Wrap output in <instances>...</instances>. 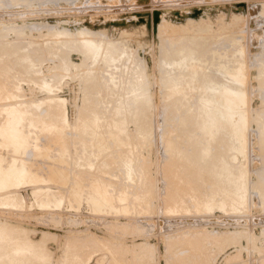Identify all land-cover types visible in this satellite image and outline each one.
<instances>
[{
	"label": "rangeland",
	"instance_id": "obj_1",
	"mask_svg": "<svg viewBox=\"0 0 264 264\" xmlns=\"http://www.w3.org/2000/svg\"><path fill=\"white\" fill-rule=\"evenodd\" d=\"M262 4L264 0H0V126L8 123L12 104L53 98L64 100L69 122L42 106L33 112L51 128L38 122L31 134L35 148L18 154L0 145L4 171L12 172L15 165L21 170L15 177L5 172L13 186L0 192V227L9 239L21 233L35 245L34 252L45 255L40 262L20 263L17 258L25 254L16 257L4 242L2 264H264ZM81 36L99 42L101 53L115 47L119 61L106 63L100 53L92 62L82 51ZM178 53L186 57L180 59ZM242 61L249 72L250 118L243 154L230 129L208 143L197 127L202 121L198 96L210 93L213 83L229 81L226 70ZM195 69L200 90L189 84ZM138 74L147 98L140 94ZM207 74L217 82L205 81ZM174 86L182 92L173 94ZM135 99L145 100L138 111ZM92 116L95 127L86 123ZM61 126L64 131L58 132ZM116 137L121 143H114ZM208 145L211 156L203 158ZM226 167L233 173L229 178L221 173ZM37 189L41 191L33 195ZM100 190L107 202L99 200L103 205L95 210L90 200Z\"/></svg>",
	"mask_w": 264,
	"mask_h": 264
},
{
	"label": "bare ground",
	"instance_id": "obj_2",
	"mask_svg": "<svg viewBox=\"0 0 264 264\" xmlns=\"http://www.w3.org/2000/svg\"><path fill=\"white\" fill-rule=\"evenodd\" d=\"M262 6H264L263 4H262ZM81 33V32H80ZM82 34H84V33H82ZM86 36V35H85ZM81 37H83L82 39H80V45L82 46V51H83V53H84V55H85V57L86 58H89V59H91L92 60V62L97 58V56L102 52L101 51V49H103L102 48V46L101 45H99L94 39H91V38H88V37H84V36H81ZM106 44V43H105ZM104 44V45H105ZM111 44V43H110ZM103 45V44H102ZM103 45V46H104ZM185 45H186V43H185ZM108 46V45H107ZM109 47H110V45H109ZM112 47V46H111ZM182 47V46H181ZM185 47V46H184ZM105 48V47H104ZM115 48V47H114ZM114 48H110V49H107V48H105L106 49V51L105 52H103V53H101L102 55H101V57H103V60L106 62V63H113L116 59L118 60V58H119V55H117L116 56V54L114 55V53H116V50L114 49ZM187 50H188V47L186 46L185 47ZM190 48V47H189ZM208 48V47H207ZM181 48H179V50H180ZM186 49H181L182 51H185ZM192 49V48H191ZM190 49V50H191ZM180 50V51H181ZM186 50V51H187ZM104 51V50H103ZM121 51H122V49H121ZM176 51V50H175ZM186 51H185V53H186ZM204 51V50H203ZM125 52V51H124ZM168 52V51H167ZM188 52H190V51H188ZM187 52V53H188ZM173 53H174V50H173ZM192 53H195L194 52V49H193V51H192ZM191 53V54H192ZM170 54H171V52H170ZM182 54H184V53H181V55ZM188 54H190V53H188ZM23 55V54H22ZM172 55V54H171ZM175 55V54H174ZM178 55H179V53H178ZM177 55V56H178ZM181 55H179L180 57H181ZM185 55V57H186V54H184ZM203 55V54H202ZM25 56V55H24ZM100 56V55H99ZM121 56V55H120ZM124 56H125V54H124ZM173 56V55H172ZM172 56H170L171 58H172ZM23 57V56H22ZM122 59H123V54H122ZM21 58V57H20ZM29 58V57H28ZM183 57H181L180 59H182ZM189 58V57H188ZM196 58V57H195ZM194 58V59H195ZM245 58V57H244ZM21 59H23V58H21ZM121 59V58H120ZM173 59V58H172ZM177 59H178V57H177ZM185 59V58H184ZM169 60V59H168ZM243 60V59H242ZM245 60H247V59H245ZM22 61V60H21ZM32 61V60H31ZM96 61V60H95ZM94 61V62H95ZM119 61V60H118ZM181 61V60H180ZM166 62V61H165ZM179 62V61H178ZM193 62H195V61H193ZM248 62V61H247ZM33 63V62H32ZM111 63V64H112ZM167 63H169V62H167ZM181 63V62H180ZM184 63V62H183ZM230 63V62H229ZM165 64V63H164ZM175 64H177V63H175ZM245 64H247L246 63V61H245V63H244V61H242V62H240L239 64H236L235 66H233L232 68H230V69H228V70H226L227 69V67H226V75L224 76V77H226L229 81H224V82H220V83H218V84H214L213 83V85H210L209 86V89H210V93H208V94H206V95H200V96H198V99H199V102H200V108H201V110H202V114H201V117H202V121H201V123L199 124V126H197V127H199V129L203 132V134L205 135V136H208V139H207V141H208V143L209 142H212V140H214L216 137H217V135L224 129V132H225V128H228V129H230V134L232 133V135H234L236 138H237V140H239V144H240V146H239V148H238V150L240 151V152H242L243 151V149L246 147V145H245V142L248 140V137H247V135H248V130H247V128H248V124H249V120H250V118H249V116H248V104L247 103H249V97H248V93H249V91H248V79H247V74L249 73V72H246V66L247 65H245ZM33 65V64H32ZM170 65H171V63H170ZM168 66V65H167ZM1 67V66H0ZM175 67V66H174ZM194 68V67H193ZM247 68H248V66H247ZM3 69V68H2ZM169 69V68H168ZM171 69V68H170ZM172 69H174L173 67H172ZM189 69V68H188ZM224 69V68H223ZM167 70V69H166ZM10 71V70H9ZM8 71V72H9ZM192 71V70H191ZM222 71V70H221ZM170 72V71H169ZM196 73V69L195 70H193L192 71V75H191V77H190V82H189V84H190V88H196L197 86L195 85V82H196V80H197V78H194V74ZM1 75H3V71H0V76ZM5 75V74H4ZM88 75V74H87ZM92 75V74H91ZM139 75V74H138ZM141 75V74H140ZM138 76L139 77V80L137 81V85H139V88H141L142 90V92L140 93L141 94V96H142V94H144L145 95V93H147V91H144V89H145V87H144V89H143V86H145L144 84H145V82L143 81V76ZM203 75V74H202ZM261 77H263V75L261 74L260 75ZM9 77V76H8ZM135 77H136V75H135ZM207 79H204L205 81H209V82H213V81H215V82H217L216 80H214V78H213V76H210V75H206L205 76ZM89 78V77H88ZM87 78V79H88ZM189 78V77H188ZM260 78V77H259ZM1 79V78H0ZM39 79H40V77H39ZM196 79V80H195ZM132 80V79H131ZM223 80V79H222ZM224 80H225V78H224ZM90 81V80H89ZM181 81V80H180ZM203 81V80H202ZM220 81V80H219ZM135 82V81H134ZM170 82H171V79H170ZM170 82H168V83H170ZM177 82V81H176ZM175 82V83H176ZM172 83V82H171ZM179 83V82H178ZM131 84H132V82H131ZM129 85V84H128ZM175 85V84H174ZM181 85V84H180ZM170 86V85H169ZM182 86V85H181ZM196 86V87H195ZM130 87V86H129ZM171 87V86H170ZM175 88H173V89H171L170 91L173 93V94H177V93H180V92H182V89L181 88H179V87H176V86H174ZM188 87V86H187ZM133 88V87H132ZM200 88H201V86L198 88L197 87V89H199L200 90ZM206 88V87H205ZM135 89V88H134ZM138 90V89H137ZM186 90V89H185ZM131 92V91H130ZM138 92V91H137ZM200 92H202V91H200ZM199 92V93H200ZM135 93V92H134ZM204 93V92H203ZM133 94V93H132ZM138 95V94H137ZM137 95H135V96H137ZM180 95V94H179ZM134 96V97H135ZM138 96H140V95H138ZM140 96V97H141ZM182 96V95H181ZM134 97H132V98H134ZM144 97V96H143ZM145 97H146V95H145ZM147 97H148V95H147ZM146 97V98H147ZM132 100V99H131ZM144 100V99H143ZM143 100H140V99H135V101H134V104H132V101L131 102H128V103H130V104H132L133 105V109H135L136 111H138L139 109H140V107L142 106V104H143V102L145 101H143ZM147 100V99H146ZM120 101H121V99H120ZM124 101V100H123ZM130 101V100H129ZM148 102H149V100H148ZM123 103V102H122ZM146 103V102H145ZM197 104V103H196ZM64 105H65V102H64V100L63 99H61V98H53V99H48V100H46L45 99V101H38L37 102V104H28L27 102L25 103V102H21V101H19L18 103L16 102V104H12L11 105V107H10V113H9V116H8V123L7 124H5V125H1L0 126V137L2 138L1 139V143H0V145H6V146H8V147H10L11 149H12V151L14 152V153H18V154H20V153H25L26 152V150L30 147L31 148V146L33 147V148H35V144L34 143H32L33 141V139H31L32 138V136L33 135H31V134H33L34 133V130H35V128H36V126H37V124H38V122H42L43 123V125L45 124L46 125V128L47 129H50L51 128V125L50 124H48V123H46V121L44 120V118L43 117H41L39 114L38 115H36L35 114V112H33V110H39L42 106H46L47 107V110L49 111V112H52V113H56V114H52L51 116H54V117H56V118H58V119H60V121H63V123H69L68 121H67V115H66V113H65V111H64ZM145 105H147V104H145ZM117 106V105H116ZM131 106V105H130ZM92 107V106H91ZM132 107V106H131ZM145 107V106H144ZM143 107V108H144ZM148 106H146V108H147ZM119 109V108H118ZM142 111H144L143 109H141ZM201 110H200V112H201ZM125 111V110H124ZM123 111V112H124ZM47 112V111H46ZM114 112V111H113ZM130 112V111H129ZM165 111H163V113H164ZM197 112V111H196ZM199 112V111H198ZM45 113V112H44ZM89 113V112H88ZM92 113V112H91ZM128 113V112H127ZM132 113V112H131ZM139 113V112H138ZM150 113V112H149ZM195 113V112H194ZM47 114H49L48 112H47ZM144 114H145V111H144ZM42 115V114H41ZM44 115V114H43ZM50 115V114H49ZM87 115H89V114H87ZM91 115V114H90ZM114 115V114H113ZM194 115V114H193ZM197 115V114H196ZM48 116V115H47ZM50 116V117H51ZM115 116H116V114H115ZM114 116V117H115ZM126 116H129L128 114L126 115ZM132 116V115H131ZM135 116V115H134ZM137 116H138V114H137ZM162 116H163V114H162ZM182 116V115H181ZM93 117V116H92ZM92 117H87L88 119H87V126H94V124L97 122V120L94 118H92ZM113 117V118H114ZM118 117V116H117ZM117 117H115L116 119H117ZM164 117V116H163ZM162 117V118H163ZM195 117H197V116H195ZM194 117V118H195ZM199 117V116H198ZM55 118V119H56ZM97 118V117H96ZM119 118H121V117H119ZM49 119V118H48ZM99 119H101L100 117H99ZM196 119V118H195ZM195 119H194V121H195ZM115 120V119H114ZM123 120H125V119H123ZM187 119H183L182 120V123H187V121H186ZM55 121V120H54ZM57 121V120H56ZM59 121V120H58ZM58 121H57V123H58ZM100 121V120H99ZM99 121H98V123H99ZM120 121V120H119ZM119 121H118V124H119ZM164 121V120H163ZM185 121V122H184ZM189 121V120H188ZM81 122H83V121H81ZM116 122H117V120H116ZM125 122V121H124ZM102 123V121L100 122V125H102L101 124ZM176 123V122H175ZM195 123H196V121H195ZM263 123V122H262ZM61 124V123H60ZM60 124H58V125H60ZM65 124H64V127H65ZM115 124V123H114ZM188 124V123H187ZM109 125V124H108ZM111 125V124H110ZM162 125V124H161ZM190 125V124H189ZM195 125V124H194ZM197 125V124H196ZM250 125V124H249ZM258 125H259V123H258ZM264 125V124H263ZM76 126H78V125H76ZM79 126H81V125H79ZM115 126V125H114ZM192 126V125H191ZM40 127V126H39ZM58 127H60V126H58ZM95 127V126H94ZM260 127H261V123H260ZM24 128H26V129H28L27 131L28 132H26L25 130H24ZM56 128H57V125H56ZM65 128H67V127H65ZM69 128H71V126L69 127ZM74 128H75V126H74ZM88 128V127H87ZM112 128V127H111ZM115 128V127H114ZM196 128V127H195ZM194 128V129H195ZM250 128V127H249ZM47 129H45L46 131H47ZM62 126H61V129L60 128H58V132H61L62 131ZM72 129V128H71ZM80 129H82V128H80ZM95 129V128H94ZM101 129H102V126H101ZM100 129V130H101ZM106 129H110V128H106ZM120 129H122V127L120 128ZM124 129V128H123ZM38 130V129H37ZM52 130V129H51ZM70 130V129H69ZM75 130H77V129H74V131ZM79 130V129H78ZM83 130V129H82ZM88 131H90V129H87ZM99 130V131H100ZM111 130V129H110ZM264 130V129H263ZM63 131H64V129H63ZM107 131V130H106ZM109 131V130H108ZM107 131V132H108ZM113 131V130H112ZM227 131V130H226ZM252 131V130H251ZM37 132V131H36ZM40 132V131H39ZM51 132H53V131H51ZM57 132V133H58ZM80 132V131H79ZM84 132V131H83ZM85 132H87V131H85ZM94 132V131H93ZM95 132H98V131H95ZM114 132V131H113ZM113 132H112V134H113ZM118 132V131H117ZM195 132V131H194ZM224 132H223V134H224ZM246 132H247V134H246ZM260 132H263L262 134H260L261 136L264 134V131H260ZM260 132H258V133H260ZM108 133H110V131L108 132ZM123 133V132H122ZM188 133V132H187ZM252 133V132H251ZM55 134H56V131H55ZM60 134V133H59ZM99 134V133H98ZM111 134V135H112ZM119 134V133H118ZM170 134V133H169ZM192 134V133H191ZM35 135V134H34ZM37 135H38V133H37ZM61 135V134H60ZM59 135V136H60ZM116 135V133L113 135V136H115ZM189 135V133L187 134V136ZM220 135V134H219ZM229 135V134H228ZM92 136V135H91ZM100 136V135H99ZM110 136V135H109ZM120 136V135H119ZM169 136V135H168ZM230 136V135H229ZM233 136V137H234ZM260 136V137H261ZM121 137V136H120ZM119 137V138H120ZM166 138H167V135L165 136ZM190 137V136H189ZM192 137V136H191ZM222 137V136H221ZM224 137V136H223ZM231 137V136H230ZM232 137V138H233ZM259 137V138H260ZM110 138H112V137H110ZM122 138V137H121ZM165 138V139H166ZM169 138V137H168ZM171 139L173 138V137H170ZM188 138V137H187ZM229 138V137H228ZM235 138V139H236ZM263 138V137H262ZM118 141V143L116 142V140ZM124 139V138H123ZM170 139V140H171ZM230 139V138H229ZM234 139V138H233ZM234 139V140H235ZM247 139V140H246ZM264 139V138H263ZM93 140V139H92ZM114 140H115V142L114 143H117V144H119V143H121V140L120 139H117V137L116 138H114ZM167 140V139H166ZM169 140V139H168ZM174 140H176L175 138H174ZM224 140V139H223ZM226 140H227V138H226ZM256 140V139H255ZM259 140H261V138L259 139ZM172 141V140H171ZM179 141V140H178ZM264 141V140H263ZM167 142V141H166ZM173 142V141H172ZM171 142V143H172ZM36 143V142H35ZM95 143V142H94ZM98 143H100V142H98ZM167 143H169L168 144V146H171V143L168 141ZM222 144H224V142H222ZM226 144V143H225ZM261 144H262V142H261ZM260 144V146H262ZM191 145V144H190ZM244 145H245V147H244ZM263 145H264V143H263ZM37 146V145H36ZM205 146V145H204ZM211 146V145H210ZM235 146H237V145H235ZM234 146V147H235ZM103 147V146H102ZM192 147V146H191ZM37 148V147H36ZM105 148V147H104ZM107 148V147H106ZM167 148V147H166ZM203 148V147H202ZM229 148H230V146H229ZM170 149V148H169ZM174 149V148H173ZM179 149V148H178ZM178 149H177V151H178ZM236 149V148H235ZM258 149V148H257ZM263 150L261 151L262 152V154H263V156H262V154H261V156H262V158H261V160H263V170H264V148H262ZM180 150V149H179ZM192 150V149H191ZM200 150V149H199ZM198 150V151H199ZM232 150H233V147H232ZM259 150V149H258ZM261 150V149H260ZM259 150V151H260ZM172 151V150H171ZM176 151V152H177ZM182 151V150H181ZM188 152H190V150H187ZM187 151H186V153H187ZM193 151V150H192ZM211 149L209 148V145L206 147V148H204V151H203V153H202V155H203V158H207V156H211L210 154H211ZM246 151V150H245ZM258 151V152H259ZM170 152V151H169ZM168 152V153H169ZM180 152V151H179ZM178 152V153H179ZM183 152V151H182ZM184 152H185V150H184ZM244 152V151H243ZM243 152H242V154H243ZM257 152V153H258ZM260 152V153H261ZM174 153V152H173ZM177 153V154H178ZM195 153V152H194ZM200 153V152H199ZM108 154V153H107ZM106 154V155H107ZM128 154H129V152H128ZM170 154H171V152H170ZM181 154V153H180ZM185 154V153H184ZM245 154V153H244ZM111 155H113V154H111ZM172 155V154H171ZM176 155V154H175ZM181 155H183V154H181ZM188 155H189V158H190V154H187L186 155V157H188ZM19 156V155H18ZM124 156V155H123ZM128 156V155H127ZM191 156H193V155H191ZM244 156V155H243ZM107 157V156H106ZM105 157V158H106ZM173 157H175V156H173ZM185 157V156H184ZM194 157V156H193ZM195 157H196V159L197 158H199V156L197 157L196 155H195ZM235 157V156H234ZM0 158H2V157H0ZM119 158V157H118ZM123 158V157H122ZM125 158H126V156H125ZM129 158V157H128ZM127 158V159H128ZM189 158H187L188 160H190ZM18 159H20V158H18ZM108 159H109V157H108ZM121 159V158H120ZM171 159V158H170ZM176 159H177V157H176ZM175 158H174V160H176ZM179 159V158H178ZM181 159V158H180ZM260 159V158H259ZM23 160V159H22ZM115 160L116 159H114V163H115ZM182 160V159H181ZM193 160V159H192ZM198 160V159H197ZM205 160V159H204ZM203 160V161H204ZM216 160V159H215ZM255 160V159H254ZM19 161V160H18ZM17 161V162H18ZM20 161H21V159H20ZM24 161V160H23ZM106 161H107V159H106ZM128 161H129V159H128ZM177 161V160H176ZM175 161V162H176ZM183 161V160H182ZM126 161H124V163H125ZM190 162H191V160H190ZM200 162H201V160H200ZM216 162V161H215ZM214 161L212 162V163H215ZM218 162H220V161H218ZM255 162V161H254ZM259 162H261V161H259ZM2 162H0V192L1 191H4V189H7L8 190V188H11L13 185H11V184H7V176H6V174H5V172H9V174L12 176V177H15L16 175H20L21 174V170H17V169H15L16 168V165L15 166H13V168L12 167H10L9 169H13V171L11 172V171H4V169H3V164H1ZM22 163H24V162H22ZM21 163V164H22ZM123 163V162H122ZM130 163V162H129ZM128 163V165L130 166V164ZM179 163V162H178ZM185 163H186V161H185ZM204 163V162H203ZM206 164H207V162H205ZM108 164V163H107ZM176 163H174V165H175ZM188 164H190L189 162H188ZM187 164V165H188ZM193 165H194V163H192ZM199 164V163H198ZM211 164V163H210ZM210 164H208V166L210 165ZM221 164V163H220ZM225 164V163H224ZM227 164V163H226ZM238 164V163H237ZM125 165H127V164H125ZM181 164H179V166H180ZM196 165V164H195ZM203 165V164H202ZM205 165V164H204ZM212 165V164H211ZM210 165V166H211ZM213 165H215V164H213ZM213 165L211 166V168L213 167ZM231 165H234V164H231ZM244 165V164H243ZM247 165V164H246ZM108 166V165H107ZM109 166H110V164H109ZM108 166V167H109ZM178 166V165H177ZM189 166H191V165H189ZM207 166V165H206ZM228 166V165H227ZM236 166V165H235ZM239 166H242V165H240L239 164ZM19 167V166H18ZM24 167V166H23ZM104 167V166H103ZM186 167H188V166H186ZM198 167H199V165H198ZM217 167V166H216ZM237 168H235V169H238V166H236ZM245 167V165L243 166V168ZM19 168H22V167H19ZM24 168H26V167H24ZM193 168V166H191V169ZM203 167H201V170H203L202 169ZM209 168V167H208ZM210 168V169H211ZM222 168V167H221ZM240 168V167H239ZM248 168V167H247ZM262 168V167H261ZM197 169V168H196ZM210 169H209V171H210ZM214 169V168H213ZM212 169V170H213ZM218 169V168H217ZM249 169V168H248ZM260 169V168H259ZM25 170V169H24ZM206 170V169H205ZM204 170V171H205ZM212 170L210 171V172H212ZM243 170V169H242ZM258 169H256V171H257ZM262 170V169H261ZM260 170V171H261ZM26 171V170H25ZM25 171H23V172H25ZM198 171V170H197ZM214 171H215V169H214ZM218 171V170H217ZM247 171V170H246ZM253 171V170H252ZM60 172V171H59ZM141 172V171H140ZM168 172V171H167ZM166 172V173H167ZM209 172V173H210ZM220 172V171H219ZM233 172V171H232ZM234 172H235V170H234ZM248 172H250V171H248ZM247 172V173H248ZM258 172V174H259V170L257 171ZM257 172H255V173H257ZM262 173L264 172V171H261ZM26 173V172H25ZM24 173V174H25ZM204 173V172H203ZM207 173V172H206ZM208 173V174H209ZM221 173H223L222 175H224V173H227V176H228V178L229 177H231L232 176V174L233 173H231V169H230V167H226V168H224V171H222L221 170ZM241 173V172H240ZM212 174H214V172L212 173ZM234 174H236V173H234ZM245 174V173H244ZM258 174H256V175H258ZM131 175V174H130ZM139 175H141V174H139ZM170 175V174H169ZM197 175H199V174H197ZM238 175V174H237ZM242 175V174H241ZM260 176L262 175V174H259ZM211 176V175H210ZM218 176H219V174H218ZM141 177V176H140ZM173 177V176H172ZM195 177V176H194ZM194 177L192 178V179H194ZM197 177V176H196ZM196 177H195V180L197 181V179H196ZM212 177H213V175H212ZM236 177H238V176H236ZM262 177V176H261ZM16 178H19V177H16ZM219 178H221V177H219ZM257 178H260V177H257ZM256 178V179H257ZM41 179V178H40ZM210 179H212L211 177H210ZM227 179V178H226ZM231 179V178H230ZM234 179H235V177H234ZM237 179V178H236ZM239 179V178H238ZM237 179V180H238ZM249 179V178H248ZM37 180V179H36ZM43 180V179H42ZM100 181L99 180V178H97L96 179V181ZM191 180V179H190ZM189 180V181H190ZM249 180H251V179H249ZM260 180V179H259ZM259 180H255L256 182L257 181H259ZM262 180H264V177H262ZM262 180H260V181H262ZM38 181V180H37ZM104 180H102V182H103ZM106 181V180H105ZM181 181V180H180ZM188 181V182H189ZM222 181V180H221ZM234 181V180H233ZM248 181V180H247ZM259 181V182H260ZM187 182V183H188ZM194 182V181H193ZM193 182H191V183H193ZM211 182H212V180H211ZM219 182H220V180H219ZM225 182V181H224ZM255 182V183H256ZM259 182H257V183H259ZM263 182V181H262ZM100 183V182H99ZM104 183V182H103ZM185 183V182H184ZM186 183V184H187ZM197 183V182H196ZM214 183V180H213V182H212V184ZM216 183H218V182H216ZM239 183V180L237 181V184ZM96 184H97V182H96ZM211 184V185H212ZM220 184V183H219ZM219 184H216V185H218V186H220ZM227 184H228V182H227ZM243 184V183H242ZM242 184H239V185H242ZM244 184H247V183H244ZM251 184H252V182L250 183V184H248L249 186H250V188L253 190V188H254V186H251ZM263 185H264V182L262 183ZM261 184V182H260V185H262ZM107 184H105V186H106ZM215 185V186H216ZM255 185V187H257L256 186V184H254ZM263 185L261 186V189L263 188L264 189V187H263ZM42 186V185H41ZM100 186H101V184H100ZM103 186V185H102ZM193 185H191V187H192ZM214 186V189L216 188V189H218L217 187H215ZM225 186H226V184H225ZM233 186V185H232ZM237 186V185H236ZM244 186V185H243ZM246 187H247V185H245ZM259 186V185H258ZM36 187V186H35ZM212 187H213V185H212ZM223 187V186H222ZM222 187H219L220 189L222 188ZM228 187H230V186H228ZM246 187H245V189H246ZM182 188V187H181ZM184 188V187H183ZM186 188V187H185ZM225 188H227V187H225ZM233 188H235V187H233ZM260 188V187H259ZM100 189V188H99ZM190 189V188H189ZM216 189H215V191H216ZM230 189H231V187H230ZM244 189V190H245ZM38 190V189H37ZM35 190V191H33V195L35 194L36 195V193H38V192H40L41 190ZM255 190V189H254ZM257 190H259V189H256V191ZM37 191V192H36ZM48 191V190H47ZM185 191V190H184ZM189 191H191V190H189ZM220 191V190H219ZM218 191V194H220V192ZM225 191V190H224ZM228 191H230V190H228ZM241 191V190H240ZM256 191H254L253 193L255 194V192ZM261 190H259V193H262L263 192V190H262V192H260ZM212 192H213V190H212ZM233 192V191H232ZM244 192V191H243ZM31 193V192H30ZM48 193V192H47ZM216 193H217V191H216ZM222 193H224V192H222ZM236 193V192H235ZM264 193V192H263ZM212 194H214V192L212 193ZM227 194H229L228 192H227ZM233 194H234V192H233ZM244 194V193H243ZM32 195V194H31ZM44 195V194H43ZM216 195V194H215ZM226 195V194H225ZM232 195V194H231ZM255 195H258V193L257 194H255ZM108 196V195H107ZM233 196V195H232ZM244 196H246V195H243L242 197H244ZM259 197H260V194L258 195ZM262 196H264V194H261V197ZM239 197V196H238ZM238 197H236V198H238ZM241 197V196H240ZM241 197V198H242ZM255 197H257V196H255ZM90 198V197H89ZM121 198V197H120ZM230 198H231V196H230ZM240 198V199H241ZM221 199V198H220ZM234 199H235V196H234ZM245 199V198H244ZM263 199H264V197H263ZM262 198H261V201H263L264 202V200H263ZM99 200H102L103 202H107V199H106V196L104 195V193L103 192H101V190L100 191H98V192H96V197L94 196V198H92V200H90V202H92L93 203V205H92V207H93V209H95L96 210V208H100V206H102V205H100L99 206ZM119 200V199H118ZM202 200V199H201ZM223 200V199H222ZM120 201V200H119ZM240 200H238V202H239ZM243 201V200H242ZM242 201H241V203H242ZM206 202V201H205ZM222 202V201H221ZM221 202H219L220 204V206L222 207V206H224V203H226V200H224L223 201V203H221ZM245 202V201H244ZM203 203V202H202ZM91 204V203H90ZM204 204V203H203ZM228 205H229V203H227ZM235 204H236V202H235ZM239 204V203H238ZM45 205V204H44ZM201 205V204H200ZM232 205H234L233 203H232ZM262 205H264V203L262 204ZM46 206V205H45ZM203 206V205H202ZM257 206V205H256ZM234 207H236V206H234ZM21 234V233H20ZM20 234H18V236H19V238H8V235L5 233V229H4V225L2 226V227H0V246L1 247H3V243L4 242H7L5 245H6V247H8L9 245H12V248H11V252L12 253H14L15 255H16V257H18L19 255H23V254H28V252H30V250L31 249H33L32 250V256H31V254L30 255H28V257H25V255H23V256H19L17 259L20 261V263H28L30 260H34L35 262H40V261H43V260H45V255H44V253L43 252H38V251H36V252H34L36 249H35V245L32 243V241L30 240V239H28L27 237H24V236H20ZM26 235V234H25ZM253 237V236H252ZM197 249H195V251H196ZM194 261H197V260H194ZM193 261V262H194ZM192 262V263H193ZM197 262H199V261H197ZM197 262H194V264L195 263H197ZM201 263V262H200ZM264 263V262H263ZM0 264H2V261H1V257H0Z\"/></svg>",
	"mask_w": 264,
	"mask_h": 264
}]
</instances>
